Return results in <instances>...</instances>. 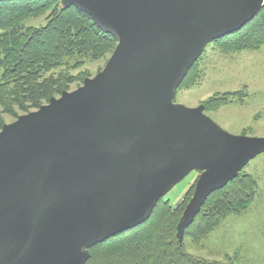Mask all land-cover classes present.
<instances>
[{"label": "water", "instance_id": "water-1", "mask_svg": "<svg viewBox=\"0 0 264 264\" xmlns=\"http://www.w3.org/2000/svg\"><path fill=\"white\" fill-rule=\"evenodd\" d=\"M58 2L117 44L94 77L1 127L0 264H86L90 248L145 223L200 169L182 242L209 195L264 154V138L226 133L175 92L206 46L264 0Z\"/></svg>", "mask_w": 264, "mask_h": 264}, {"label": "trees", "instance_id": "trees-1", "mask_svg": "<svg viewBox=\"0 0 264 264\" xmlns=\"http://www.w3.org/2000/svg\"><path fill=\"white\" fill-rule=\"evenodd\" d=\"M46 12L43 25L25 26L28 19ZM213 43L227 53L264 47V4L241 30ZM116 44V40L101 32L87 15L75 7L62 9L58 0L0 2L2 112L16 116V109L37 110L51 98L70 91L73 83H83L87 76L62 72L55 75L54 70L109 58ZM196 63L183 79L182 87L196 83ZM246 95L245 92L216 94L201 105L208 112L232 102L241 103ZM249 131L250 128L244 129L243 135ZM194 189L195 184L176 206L161 198L145 223L90 248L86 264H233L230 258L220 262L194 256L178 241L176 227ZM256 190V180L244 170L240 171L222 189L209 195L193 223L185 229L184 237L189 236L193 242L205 239L226 217L244 212L254 200Z\"/></svg>", "mask_w": 264, "mask_h": 264}, {"label": "rangeland", "instance_id": "rangeland-1", "mask_svg": "<svg viewBox=\"0 0 264 264\" xmlns=\"http://www.w3.org/2000/svg\"><path fill=\"white\" fill-rule=\"evenodd\" d=\"M47 14L28 19L25 26L43 25ZM213 42L206 46L199 61L195 62V74L198 76L196 83L191 87H182L180 84L173 102L195 108L216 94L245 92L247 95L243 102H232L216 110L204 111V114L232 136H243V130L250 128L244 136L264 138V47L255 51L227 53ZM107 60L106 57L88 61L76 68L60 66L54 73L57 75L62 72L71 76L83 73L86 78H92L104 68ZM79 85L82 83H73L70 91ZM33 111L35 109L32 108L26 112L16 109V116H13L3 113L0 107V129L4 124H11L19 116ZM242 170L257 182L254 200L244 212L226 217L200 242H193L189 236L183 235L184 248L190 254L220 262L230 258L233 264H264V154L253 158ZM201 173L197 169L191 170L162 199L169 201L172 206L178 205L190 187L196 184Z\"/></svg>", "mask_w": 264, "mask_h": 264}]
</instances>
